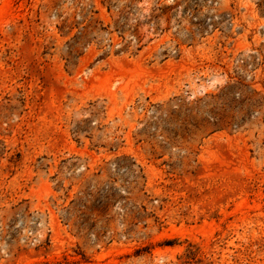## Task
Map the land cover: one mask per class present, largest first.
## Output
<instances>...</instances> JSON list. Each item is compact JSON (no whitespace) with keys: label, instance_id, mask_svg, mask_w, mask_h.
<instances>
[{"label":"rangeland","instance_id":"rangeland-1","mask_svg":"<svg viewBox=\"0 0 264 264\" xmlns=\"http://www.w3.org/2000/svg\"><path fill=\"white\" fill-rule=\"evenodd\" d=\"M0 264H264V0H0Z\"/></svg>","mask_w":264,"mask_h":264}]
</instances>
